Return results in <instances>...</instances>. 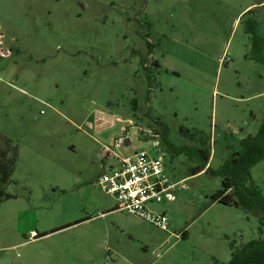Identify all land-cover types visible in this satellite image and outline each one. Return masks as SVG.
I'll use <instances>...</instances> for the list:
<instances>
[{
  "label": "rangeland",
  "instance_id": "374dc122",
  "mask_svg": "<svg viewBox=\"0 0 264 264\" xmlns=\"http://www.w3.org/2000/svg\"><path fill=\"white\" fill-rule=\"evenodd\" d=\"M263 126L264 0H0V143L18 152L0 264L47 249L66 264L72 246L89 249L78 264H228L264 236V209L210 198ZM126 129L115 154L160 157L173 186L151 205L167 231L114 211L97 186L116 165L102 147ZM249 172L264 199V160Z\"/></svg>",
  "mask_w": 264,
  "mask_h": 264
},
{
  "label": "built area",
  "instance_id": "2783aa9c",
  "mask_svg": "<svg viewBox=\"0 0 264 264\" xmlns=\"http://www.w3.org/2000/svg\"><path fill=\"white\" fill-rule=\"evenodd\" d=\"M131 124V121H128ZM117 137L111 147L103 151L114 155L116 167L103 173L97 179L98 188L112 197L116 211L142 219L162 231L168 230V219L163 213H156L151 205L159 204L164 198L170 199L173 186L168 184L162 159L152 157L146 151L131 156H119L117 150L125 146L126 135ZM131 142L129 140V146Z\"/></svg>",
  "mask_w": 264,
  "mask_h": 264
},
{
  "label": "trees",
  "instance_id": "16d2710c",
  "mask_svg": "<svg viewBox=\"0 0 264 264\" xmlns=\"http://www.w3.org/2000/svg\"><path fill=\"white\" fill-rule=\"evenodd\" d=\"M242 153L244 158L243 172L240 175L226 176L222 180V188L211 196V203L224 206L243 208L247 212H258L259 207L264 209V199L259 192L246 186L250 176V168L264 160V126L256 137L249 136L242 140ZM18 152L12 143L5 139L0 143V203L6 197L5 187L14 173ZM208 160V158H206ZM238 160L232 162L238 164ZM208 161L193 175L201 173ZM210 171L207 168L206 172ZM260 230L264 227V216L260 218ZM262 232V230L260 231ZM228 264H264V236L244 244L239 249L231 248V260Z\"/></svg>",
  "mask_w": 264,
  "mask_h": 264
},
{
  "label": "crops",
  "instance_id": "0c3cea01",
  "mask_svg": "<svg viewBox=\"0 0 264 264\" xmlns=\"http://www.w3.org/2000/svg\"><path fill=\"white\" fill-rule=\"evenodd\" d=\"M249 137V136H248ZM127 141V145L126 146H129V140H126ZM125 141V142H126ZM159 150H161V149H159ZM152 156V155H151ZM154 157V156H153ZM208 166V163H207V165L204 167V170L206 169V167ZM116 167V165L115 166H112V165H110L108 168H106L107 170H109V172L112 170V169H114ZM203 170V171H204ZM202 171V172H203ZM186 178H184V179H182V181L183 180H185ZM181 182V181H180ZM178 183V182H177ZM177 183H174L173 185H175V184H177ZM115 201V200H114ZM115 207H116V205H115ZM108 210V209H107ZM106 210V211H107ZM114 211H116V209L114 208ZM108 212V211H107ZM163 214H165V213H163ZM104 217L105 216V214L103 213V214H99V215H97V218H99V217ZM94 218H96V217H94ZM94 218H91V219H94ZM132 218H135V217H132ZM90 219V218H89ZM89 219H84V220H79V221H77L76 223H74V224H72V225H66V226H64V227H60L59 229H51L49 232H44V233H41V234H36L33 238L34 239H36V238H43V236H49V234H51V233H55V232H58L59 230H61V229H66V228H69V227H71V226H74V225H76V224H79L80 222H86V221H88ZM135 221L136 222H141V221H144V220H142V219H139V218H135ZM146 222V221H145ZM30 233H31V236L32 235H34L35 234V232L32 230V231H30ZM53 235V234H52ZM27 242V241H26ZM28 243V242H27ZM20 244H25L24 242H21V243H19V244H17V245H14V246H11V247H7V248H16L18 245H20ZM91 251V250H90ZM52 251H50V250H48L47 249V251H46V253H43V252H41V256L39 257V259H38V257H37V255H35L34 257H32L30 260H28L27 259V256H26V259H23L22 260V263L23 264H61L62 262H63V252L61 253V252H59V251H55V252H53V254L51 253ZM66 253H69L68 254V256L69 257H67V263L66 264H78V263H76V261L78 260V257L80 256L81 257V261H84L85 259L84 258H86L87 256H88V254H89V249H84V247L83 248H79L78 246H72L69 250H66ZM65 253V255H67ZM55 257V258H54ZM38 259V260H37ZM31 261H35L34 263H31ZM21 263V264H22Z\"/></svg>",
  "mask_w": 264,
  "mask_h": 264
},
{
  "label": "water",
  "instance_id": "95a60500",
  "mask_svg": "<svg viewBox=\"0 0 264 264\" xmlns=\"http://www.w3.org/2000/svg\"><path fill=\"white\" fill-rule=\"evenodd\" d=\"M127 145V141L125 142V146Z\"/></svg>",
  "mask_w": 264,
  "mask_h": 264
}]
</instances>
